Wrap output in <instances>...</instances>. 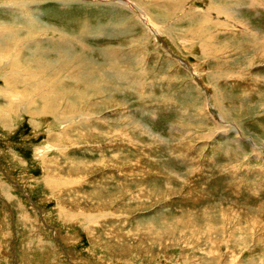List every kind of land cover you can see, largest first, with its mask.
<instances>
[{
	"label": "rangeland",
	"instance_id": "374dc122",
	"mask_svg": "<svg viewBox=\"0 0 264 264\" xmlns=\"http://www.w3.org/2000/svg\"><path fill=\"white\" fill-rule=\"evenodd\" d=\"M20 1L69 79L0 74V264H264V0Z\"/></svg>",
	"mask_w": 264,
	"mask_h": 264
},
{
	"label": "bare ground",
	"instance_id": "6f19581e",
	"mask_svg": "<svg viewBox=\"0 0 264 264\" xmlns=\"http://www.w3.org/2000/svg\"><path fill=\"white\" fill-rule=\"evenodd\" d=\"M104 2H109V0H106ZM127 2H128V0H127ZM160 2L164 3V0H156L154 2L155 4H153V5L145 4L144 8L146 10H149L150 6H152L154 9L156 6L157 9L161 8L165 14H170L169 10L167 8H164V6ZM6 3H7V1L4 4H6ZM13 4H16L18 7H20L23 4L28 5L31 3L26 2V1L24 2L23 0H21L19 3H13ZM133 4H135L137 7H139L141 9V7L137 3H133ZM166 4L171 6V1H170V3H166ZM179 7H180V4H179ZM184 7H185V5L182 6L183 9H184ZM178 10H179V8H178ZM150 17H152V16H150ZM154 17L158 21L159 24L163 23V22L159 21L157 15H154ZM41 22H42V20H41ZM32 25H33V23H32ZM13 28L10 27V29L7 30L6 28L3 29L0 26V54L2 56V58H0V60H1L0 61V74L4 78V83L6 84V86L9 85V86H7L8 88L6 90L8 92L5 91L6 94H5V96H2V97L8 99L9 97H18L19 96L21 98L27 99L30 96L29 97L30 101L27 102L26 105H21L20 103L14 104V103H11V101L9 103L10 105L9 104L8 105H9V107L14 106L13 108L19 107V109L24 110L27 113H30L31 115L35 114V110H33L32 108L29 110L28 106L29 105H32V106L38 105L39 101H43V108L41 111H44L45 114H52L53 115L54 113H58L56 108L54 110L53 107H51L53 105L55 97H56V94H54L53 91H55L56 89H58V90L63 89V87H64L63 81H65L66 79H69L66 69L61 70L63 68V66H60L58 68H56V67L50 68L47 65L48 62L45 60L35 62L36 53L32 52L34 47H31V46L36 43V41H34L36 32L32 31L33 29L29 30L28 28H26V30H25L26 33H25L24 30H22V28H17V29H13ZM13 49L15 51H13ZM34 49L39 50V48H34ZM42 53H44V52H42ZM43 55L44 54H40L39 57H43ZM36 70H37V74L32 75V72L36 71ZM50 70H53V73L51 75H48L47 72ZM102 73H104V72H102ZM41 77H44L43 80L38 81ZM52 77L55 78L56 80L53 79ZM53 81L55 82V84L53 85L52 89L51 88H49V89L45 88L47 85H49ZM15 83H17L19 86V87H17L18 89L16 91H15V86H14ZM26 83L29 86H33V90L30 92V95H28V97L27 96L24 97V94L26 92H29V88L28 87H24V88L21 87V85H24ZM39 83L41 84V86H38ZM10 84H11V86H10ZM8 94H9V96H8ZM61 97L66 98L65 94H64V96L62 94ZM45 103H47V105ZM50 103H51V105H50ZM67 107H69V105H67ZM0 108L2 109V107H0ZM38 114H39V112H38ZM64 114H65V112H64ZM60 117L62 118V115ZM34 118H36V117L34 116ZM62 120H64V118H62ZM63 123L65 125L64 127H66L67 126V124H65V123H67L66 117H65V120L63 121ZM59 205H61V204H59Z\"/></svg>",
	"mask_w": 264,
	"mask_h": 264
},
{
	"label": "water",
	"instance_id": "95a60500",
	"mask_svg": "<svg viewBox=\"0 0 264 264\" xmlns=\"http://www.w3.org/2000/svg\"><path fill=\"white\" fill-rule=\"evenodd\" d=\"M147 23H148L149 27H151V29L154 28L153 25H152L149 21H147ZM153 31H154V30H153Z\"/></svg>",
	"mask_w": 264,
	"mask_h": 264
}]
</instances>
